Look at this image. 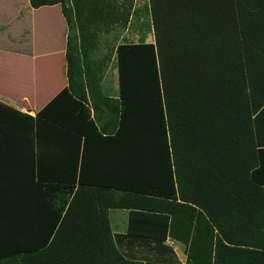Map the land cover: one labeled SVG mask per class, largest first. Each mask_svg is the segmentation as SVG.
<instances>
[{
    "label": "trees",
    "instance_id": "obj_1",
    "mask_svg": "<svg viewBox=\"0 0 264 264\" xmlns=\"http://www.w3.org/2000/svg\"><path fill=\"white\" fill-rule=\"evenodd\" d=\"M150 2L157 88L152 77L126 74L121 100L99 96L91 117L84 92L93 89L82 80L85 46L69 36L68 86L36 116L0 103V152L7 148L23 166L16 180L33 202L22 248H16L14 225L0 232L1 264H144L122 250V239L170 250L163 244L169 236L186 244L189 264H264V0ZM31 3H61L70 30L87 42L94 38L92 26L120 16L106 0ZM160 90L164 110L151 98ZM102 107L112 116L105 124L97 118ZM163 122L169 134L165 170L143 169L142 163L134 182L158 179L168 197L176 186L177 199L80 185L65 214L45 224L43 217L39 228L38 183L42 191V182L51 180L43 170L47 137L59 141V149L64 139L72 141L78 161L83 137L161 133ZM131 162L134 174L139 162ZM111 209L130 210L128 234L113 233Z\"/></svg>",
    "mask_w": 264,
    "mask_h": 264
},
{
    "label": "crops",
    "instance_id": "obj_2",
    "mask_svg": "<svg viewBox=\"0 0 264 264\" xmlns=\"http://www.w3.org/2000/svg\"><path fill=\"white\" fill-rule=\"evenodd\" d=\"M70 34L61 3L34 7L31 0H0V103L36 116L68 86L67 48ZM87 108L89 115L95 117L94 109L89 104ZM67 140L62 141V148L59 149V141L53 137L46 138L43 170L51 180L42 182V191L38 183L39 228L43 224V217L46 218L45 224L59 220L65 214L80 185L106 186L117 191L178 198L176 186L175 196L162 194L167 192V188L164 191L165 185H161L158 179L149 180V184H144V189L132 187L133 163L127 160V155L119 159V147L131 144L127 139L83 137L78 161L72 141ZM123 150L127 151L125 147ZM120 169H123L122 177ZM74 170L76 174H73ZM22 171L23 166L17 164L16 157L7 148L0 152V232L14 225L16 248H22L23 242L29 240L33 219V202L27 196L29 190L16 180L23 175ZM58 178H62L63 182H59L61 179ZM109 216L113 233L128 234L130 210L111 209ZM40 236L39 230V244ZM52 237L49 236V243ZM146 243L132 238L122 239L121 246L128 256L144 264H189L186 244L171 236L163 243L170 250L161 245L156 247L153 243L146 246Z\"/></svg>",
    "mask_w": 264,
    "mask_h": 264
},
{
    "label": "rangeland",
    "instance_id": "obj_3",
    "mask_svg": "<svg viewBox=\"0 0 264 264\" xmlns=\"http://www.w3.org/2000/svg\"><path fill=\"white\" fill-rule=\"evenodd\" d=\"M106 2L113 5L112 12L116 11L120 15L116 22L105 23L101 20L96 26H92L94 38L89 42L81 37L79 31L73 30L72 23L69 35L73 38L74 45L82 48L81 42H83L85 46L82 54L86 53L85 64H83V72L86 76L83 75L82 80L86 89L89 86L93 89L90 92L89 89L84 92L92 108L95 102H100L99 96L121 100L123 80L126 79V74L129 77L133 76V73L135 75L134 71L144 79L152 77L153 82L156 83L152 88H157L156 76L159 65L150 0H106ZM104 11L108 12L109 9L104 8ZM92 42L95 43V47L91 46ZM79 81L81 82V78ZM153 97H156L160 109L164 110L161 90L155 96L151 95V98ZM129 100L132 102L135 99L130 97ZM97 118L101 124H105L112 116L108 115L107 110L102 107L99 109ZM163 124L165 122L160 128L161 133L157 131L144 133L137 129L117 135L119 139L128 138L127 142L131 143L122 144L119 147V159L127 155L129 156L127 160L135 159L136 164L139 162L133 174L135 178L140 176L139 169L142 163H144L143 169L154 171L161 166L162 170H165L166 160L163 149L167 145L164 141L169 143V134L164 131ZM124 147L125 150L127 149L126 152L123 150ZM164 174L166 175V172ZM120 176H123V169H120ZM139 182L135 180L132 187L144 189V185H140Z\"/></svg>",
    "mask_w": 264,
    "mask_h": 264
}]
</instances>
